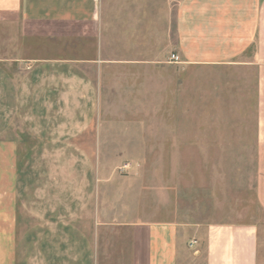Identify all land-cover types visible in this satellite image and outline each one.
Segmentation results:
<instances>
[{
    "label": "crops",
    "instance_id": "1",
    "mask_svg": "<svg viewBox=\"0 0 264 264\" xmlns=\"http://www.w3.org/2000/svg\"><path fill=\"white\" fill-rule=\"evenodd\" d=\"M172 1L169 40L181 62L255 67V196L264 212V0ZM104 16L103 0H0V264H264L258 220L103 217L99 189L63 174L23 201V120L55 107L85 111L101 90H117L121 71L161 64L111 55Z\"/></svg>",
    "mask_w": 264,
    "mask_h": 264
},
{
    "label": "rangeland",
    "instance_id": "2",
    "mask_svg": "<svg viewBox=\"0 0 264 264\" xmlns=\"http://www.w3.org/2000/svg\"><path fill=\"white\" fill-rule=\"evenodd\" d=\"M176 3L103 0L108 52L161 64L121 71L117 90H101L85 111L55 107L23 120V201L58 184L57 175L80 183L84 176L99 189L103 217L258 220L264 234L255 196V67L181 62L169 40Z\"/></svg>",
    "mask_w": 264,
    "mask_h": 264
},
{
    "label": "built area",
    "instance_id": "3",
    "mask_svg": "<svg viewBox=\"0 0 264 264\" xmlns=\"http://www.w3.org/2000/svg\"><path fill=\"white\" fill-rule=\"evenodd\" d=\"M171 59H172L173 62H178L179 61V57L176 56V55H173Z\"/></svg>",
    "mask_w": 264,
    "mask_h": 264
}]
</instances>
